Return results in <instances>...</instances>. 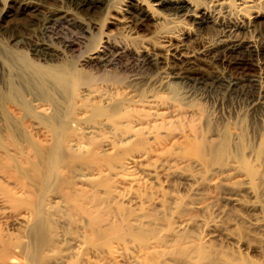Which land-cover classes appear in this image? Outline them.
<instances>
[{
    "label": "bare ground",
    "instance_id": "obj_1",
    "mask_svg": "<svg viewBox=\"0 0 264 264\" xmlns=\"http://www.w3.org/2000/svg\"><path fill=\"white\" fill-rule=\"evenodd\" d=\"M16 1L41 12L49 0ZM112 4L129 25L159 19L184 23L185 33L162 42L173 59V78L264 107V81L199 79L195 69L209 56L235 65L262 55L264 66V46L239 36L264 30V0H65L66 10L46 9L44 30L60 25L72 10L96 18ZM210 27L223 33L187 52L184 43ZM81 30L85 41L89 29ZM24 40L13 41L19 53L1 51V71L8 76L0 87V264H256L229 249L232 237L222 234L227 229L220 224L202 231L210 196L191 202L164 190L162 179L181 178L196 192L221 177L212 173L205 182L204 165L213 161L199 143L183 144L184 135L195 131L185 129L189 113L160 96L135 100L112 85L105 93L88 86L92 79L84 68L112 66L108 53L119 54V44L109 38L98 42L79 68L71 69L47 45L29 50L44 64L35 65L24 57ZM61 45L63 52L79 47ZM140 55L145 65L153 63L152 56ZM83 97L91 100L88 106ZM88 117L94 124L82 126ZM213 151L223 155L225 149L217 145Z\"/></svg>",
    "mask_w": 264,
    "mask_h": 264
},
{
    "label": "rangeland",
    "instance_id": "obj_2",
    "mask_svg": "<svg viewBox=\"0 0 264 264\" xmlns=\"http://www.w3.org/2000/svg\"><path fill=\"white\" fill-rule=\"evenodd\" d=\"M64 1L49 0L43 4L45 9L38 12L29 7L21 8L16 0H0V46H4L0 47V87H2V78L8 76L4 74L6 71L4 73L1 71V66L4 65L2 55L5 48L7 51L15 49L14 51L18 52L19 49L14 46L13 41L21 37L25 39L21 49L25 53L24 57L42 67L44 64H38L33 60L29 50L47 45L59 51L58 62L68 68L78 69V64L89 56L92 47L98 42L109 38L114 44H119L122 50L119 54L114 51L108 53V61L113 63L112 66L84 68L83 73L92 79L88 86L91 90L100 89L105 93L108 91L105 87L112 85L120 91L132 94L135 100L160 96L182 112L189 113L185 129L188 131V127L192 126L195 131L193 136L188 133L184 135L186 138L183 144L191 141L199 143L208 161H213L204 165L205 171L208 172L203 173L205 182L212 180V173L215 177H221H214L213 180H217L216 185L204 186L205 190L200 187L196 192H191L187 182L181 178H169L168 183L167 179H162L166 184L164 190L186 196L191 202H196L202 194L210 196L211 203L201 216L205 221L202 231H206L212 224H220L221 230L227 229L226 233L222 230V234L232 237L228 245L229 249L240 251L251 262L264 264V107L255 108L245 98L228 97L221 91H208L201 85L197 86L186 81L184 83L180 78H173V59L165 52L162 42L169 41L168 36L174 38L178 34L185 33V25L182 21L170 18L172 20L170 22L159 19L156 22L147 21L140 27L133 23L129 25L128 21H123L116 9L117 6L112 4L103 14L96 15V18L72 10L70 17L64 18L60 25L50 29V32H45L44 24L49 15L47 10L60 8L66 10ZM78 26L89 29L90 35L85 36V41L84 34ZM258 30H244L239 36L262 47L264 30ZM221 32L223 33V30L219 27L199 31L194 41L184 43L187 45V52L195 48L201 49V45L214 42L221 36ZM170 40L175 42L174 39ZM63 42L76 43L79 47L73 46V49L63 52L61 49ZM99 46L100 44L95 47ZM140 52L152 56L153 63L145 65ZM262 57L261 55V59H250L251 61L243 59L240 64L234 65L229 64V58L220 56L214 60L209 56L197 62L195 69L199 79L256 77L264 81ZM80 87L85 88L87 85ZM83 99L85 106H88L91 100L87 97ZM129 104L130 101L127 102V105ZM86 111L90 116L92 112L89 109ZM91 124L94 122L88 117L82 126ZM217 145L224 147L223 155L213 151L214 146ZM188 170L191 173L196 172L193 168ZM221 172L226 177H223ZM225 183L230 184L224 186ZM236 187H240L238 193L233 190ZM233 198L238 199L239 203H234ZM257 223H261L263 227H255Z\"/></svg>",
    "mask_w": 264,
    "mask_h": 264
}]
</instances>
